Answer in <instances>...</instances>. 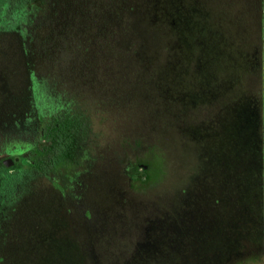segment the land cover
<instances>
[{
  "label": "rangeland",
  "instance_id": "rangeland-1",
  "mask_svg": "<svg viewBox=\"0 0 264 264\" xmlns=\"http://www.w3.org/2000/svg\"><path fill=\"white\" fill-rule=\"evenodd\" d=\"M82 1L76 0L68 9H61L57 17L45 15L44 28L28 41V71L22 67L18 43H7L0 37V164L7 158H17L11 167L4 168L8 172L25 169L33 150L31 145L40 135L41 110L32 112L31 98L26 93L30 71L35 81L45 86L40 84L36 88L40 109L49 101L44 97L47 89L73 103L85 117L86 154L77 168L84 173L78 176L76 187L83 200L93 205L94 216L102 219L93 225L98 229L89 254L92 261L98 259L100 264H118L126 257L122 254L128 250L126 242H132L145 219H153L151 208L159 202L170 209L180 201L183 187L194 174L205 169L206 163L196 152L195 144L178 140L152 89L158 62L166 46L173 43L164 28L155 21H145L139 13L133 14V9L131 13L121 10L120 0H89L85 6L80 4ZM128 1L136 12L134 6L142 0ZM201 1L212 29L234 39L247 58L257 53L262 68L260 72L242 75L240 84L224 90L215 103L223 105L232 97L237 98L234 102H242L253 95L264 107V0ZM7 2L0 0V31L5 34L11 30ZM206 64L217 70L219 77L233 73L222 58L208 59ZM228 117L229 130L233 131V117L230 113ZM228 156L231 163V150ZM136 163L146 168L154 163L151 169L157 182L152 188L143 190L128 180L133 173L128 174L127 166ZM140 165L136 175L142 172ZM75 167L70 168V174ZM59 194L50 185L40 184L35 195L38 197L32 198L37 200L29 206L19 228L22 243L19 240L9 243L12 247L7 246L11 264H75L81 253L80 235L73 227L69 229V202L62 203L64 211L53 212L60 205ZM120 201L125 203L123 209L117 208ZM114 203L116 213H109L108 207ZM166 211L159 215L166 216ZM55 225L64 226L65 231L51 235ZM79 226L84 234L86 226ZM43 235L53 239L62 236V240L48 246L51 257L39 259L47 246L35 239L39 241ZM4 239L7 241L6 236ZM5 241L0 240L1 244ZM255 253L250 248L248 255L236 256L229 264H264V246L258 255Z\"/></svg>",
  "mask_w": 264,
  "mask_h": 264
},
{
  "label": "trees",
  "instance_id": "trees-1",
  "mask_svg": "<svg viewBox=\"0 0 264 264\" xmlns=\"http://www.w3.org/2000/svg\"><path fill=\"white\" fill-rule=\"evenodd\" d=\"M75 1L8 0L5 8L11 30L7 34L0 31V37L7 43H18L24 70L28 71V41L44 28L45 15L57 17L61 9H68ZM88 2L83 0L80 4L85 6ZM201 2L142 0L134 6L136 12L128 0L119 3L126 13L133 9L132 13H139L145 21H155L173 41L158 62L152 89L178 140L195 144L206 165L189 179L183 187V197L170 209L159 202L151 208L153 219H145L132 242H126L130 250L122 251L126 257L118 264H229L236 256L248 255L250 248L256 255L263 250L264 107L253 95L242 102H234L237 98L232 97L223 105L215 103L224 90L240 84L242 75L260 72L261 62L257 53L247 58L234 39L212 29ZM210 45L214 47L207 48ZM211 58L225 60L233 73L219 77L217 70L206 64ZM28 74L30 87L26 93L31 98L32 112L41 110L40 135L31 145L33 150L25 169L8 172L0 164V240L5 241V236L7 240L0 242V264H11L7 246L12 247L9 243L15 244L22 237L21 222L29 206L36 202L32 198L38 197L35 195L40 184H48L58 193L68 189L81 171L77 168L86 154L88 124L79 108L76 110L70 101L44 89V97L50 102L40 109L36 88L45 86L35 81L30 71ZM229 113L233 131L229 130ZM147 165L131 178L143 190L157 182L151 169L154 163ZM72 167L75 170L70 174ZM164 210L166 216H160ZM142 231L144 236L138 240ZM50 255L47 247L38 256L45 259ZM81 255L75 264H100L98 259L92 261L88 251L84 257Z\"/></svg>",
  "mask_w": 264,
  "mask_h": 264
},
{
  "label": "flooded vegetation",
  "instance_id": "flooded-vegetation-1",
  "mask_svg": "<svg viewBox=\"0 0 264 264\" xmlns=\"http://www.w3.org/2000/svg\"><path fill=\"white\" fill-rule=\"evenodd\" d=\"M139 165L140 164L136 163V164H131V165L127 166L128 174L129 173L130 174L133 173V175H134L135 171L137 169V166H139ZM140 166L143 167L144 170L146 169V167L144 165H140ZM83 173H84V171H82V170L79 173H77L76 176H75L76 179L73 181V183L70 184L71 186L68 189L61 191V193H60L61 195L59 194L60 195V199H61V200H59L60 201V205H58L57 209L53 211V212H57V213H59L60 210L64 211L65 207L62 205V203H66L67 204V202H69V204H67L68 209H66V214L70 218L69 229H70V227H73V229L75 230L77 235H80V240H81L80 247H81V254H82L81 256L82 257H84V253L85 252H87V251L89 253L91 252V247H92V244L94 243V240H95L94 239V235H95V233H97V229H98V228L94 229L93 225L95 223H100V221L102 220L101 218H99V217L96 218L94 216L95 215V211L92 210L93 209V205H89V203H87L85 200H83V195L80 194V192H78L79 189L76 187V184L78 182L77 178H78L79 175H81ZM133 175H129L128 176V180L129 181H130V179L132 178ZM116 204H119V205L121 204V206L118 205V207H117L118 209H120L125 203L123 201H120V202H117ZM116 204L114 203V204H112V206L108 207L107 211H109V213L110 212L111 213H116V211L113 210V209H115V205ZM123 208L124 207H122L121 209H123ZM50 212L51 211H46V214H49ZM98 212H100V211L99 210L96 211V213H98ZM53 216H55V215H53ZM42 222L46 226L45 218L42 220ZM73 224H74L75 227L72 226ZM79 225H85L86 226L87 230H86V232L84 234H81V227ZM52 229L53 230H51V235H56L57 233H61L62 231H65V227L63 226V228H61L59 225L52 226ZM45 230L46 229H43L42 233H45L44 232ZM81 235H83V236H81ZM43 236L42 237L40 236L39 241H37L36 239H35V241L37 243H39V242L41 243L42 242L47 247L50 246L51 244H53V242L62 240L61 239L62 236L61 237L60 236H56V237H59V238H54V239L52 237L48 238L45 235H43ZM20 240L22 241V238H20ZM47 247H46V249H47Z\"/></svg>",
  "mask_w": 264,
  "mask_h": 264
},
{
  "label": "water",
  "instance_id": "water-1",
  "mask_svg": "<svg viewBox=\"0 0 264 264\" xmlns=\"http://www.w3.org/2000/svg\"><path fill=\"white\" fill-rule=\"evenodd\" d=\"M15 161H17V158L14 159V160H11L10 158H7V159H5V160L3 161V165H4V167L9 168V167H11V166L13 165V163H14Z\"/></svg>",
  "mask_w": 264,
  "mask_h": 264
}]
</instances>
